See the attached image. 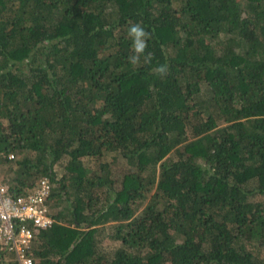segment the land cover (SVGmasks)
<instances>
[{
  "label": "trees",
  "instance_id": "1",
  "mask_svg": "<svg viewBox=\"0 0 264 264\" xmlns=\"http://www.w3.org/2000/svg\"><path fill=\"white\" fill-rule=\"evenodd\" d=\"M0 166L32 264H264V0H0Z\"/></svg>",
  "mask_w": 264,
  "mask_h": 264
},
{
  "label": "built area",
  "instance_id": "2",
  "mask_svg": "<svg viewBox=\"0 0 264 264\" xmlns=\"http://www.w3.org/2000/svg\"><path fill=\"white\" fill-rule=\"evenodd\" d=\"M50 192L51 186L45 178L16 196L0 181V251L9 254L16 264H32L33 230L28 225L46 227L52 223L47 202Z\"/></svg>",
  "mask_w": 264,
  "mask_h": 264
},
{
  "label": "clouds",
  "instance_id": "3",
  "mask_svg": "<svg viewBox=\"0 0 264 264\" xmlns=\"http://www.w3.org/2000/svg\"><path fill=\"white\" fill-rule=\"evenodd\" d=\"M129 36L132 38L133 55L129 58L133 65L140 63V57L144 56V63H150L152 60V53L144 55L147 48V40L150 38V33L140 23H134L129 27ZM154 71L163 76L167 74V65H160Z\"/></svg>",
  "mask_w": 264,
  "mask_h": 264
},
{
  "label": "rangeland",
  "instance_id": "4",
  "mask_svg": "<svg viewBox=\"0 0 264 264\" xmlns=\"http://www.w3.org/2000/svg\"><path fill=\"white\" fill-rule=\"evenodd\" d=\"M206 92L207 91L204 92L203 98H206L207 97L206 94H208V93H206ZM118 165H119V167H118ZM123 166H124V163L123 162L121 163V160H119V163L117 164V166L114 165V167H113L114 173L117 174L118 172H120V174H121L125 170V168ZM2 167L3 166H0V181H3V177L6 174L5 171H2V169H1ZM251 185H254V184H251ZM251 199L254 200V201H259L262 204H264V196L263 195H260L258 193H254ZM146 202L147 201H145L144 203H142V205L140 206V210L144 207V205L146 204ZM53 212H55V209H50V213L52 214Z\"/></svg>",
  "mask_w": 264,
  "mask_h": 264
}]
</instances>
